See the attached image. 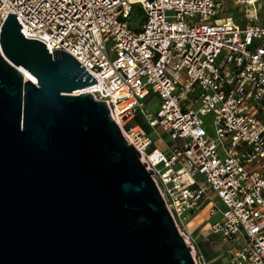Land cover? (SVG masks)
<instances>
[{"label":"built area","instance_id":"1","mask_svg":"<svg viewBox=\"0 0 264 264\" xmlns=\"http://www.w3.org/2000/svg\"><path fill=\"white\" fill-rule=\"evenodd\" d=\"M219 6L0 0V14L15 13L27 37L50 52L67 50L96 79L81 91L106 100L125 139L144 153L195 264H208L190 227L202 209L203 226L225 245L229 264H264V12L241 24L219 16ZM151 93L159 98L154 112L147 109ZM207 113L214 136L203 125ZM136 115L161 140L168 136L167 152Z\"/></svg>","mask_w":264,"mask_h":264},{"label":"water","instance_id":"2","mask_svg":"<svg viewBox=\"0 0 264 264\" xmlns=\"http://www.w3.org/2000/svg\"><path fill=\"white\" fill-rule=\"evenodd\" d=\"M21 26L0 22V264H195L144 153L76 91L96 79Z\"/></svg>","mask_w":264,"mask_h":264},{"label":"rangeland","instance_id":"3","mask_svg":"<svg viewBox=\"0 0 264 264\" xmlns=\"http://www.w3.org/2000/svg\"><path fill=\"white\" fill-rule=\"evenodd\" d=\"M219 2V16L221 17H228L231 18L233 20H235L238 23L244 24L248 21L251 20V18L253 20L256 19L255 17V12L258 16V18H260L264 12L263 6H262V1L263 0H255L254 2H249L248 0H217ZM137 18V17H136ZM2 20V16L0 14V22ZM137 20V21H135ZM134 21H132V26H136L139 22H140V17L139 19H135ZM147 102V109L150 112H154L159 105V98L156 94H149L147 96L146 99ZM141 118V120L144 122V124L148 127V130H151L150 134L152 135L153 139H154V145L155 146H159L162 147L164 152H167L168 149L165 146V142H167L168 136L164 135L163 140H161L159 138V136L156 134V131L152 130L146 123L144 117L139 116ZM203 118V125L207 131V133L210 136H214L215 135V130H214V125H213V115L212 113H207L205 115H202ZM159 132H162L160 128L157 129ZM207 216L206 211H200V213L198 214V216L196 218H193L190 225H197L200 222V226H193L194 228V234L198 232L199 227L201 228L203 226V222L202 219L205 218ZM218 216H216L217 218ZM200 239H204L205 242H207V247L203 248V250L205 251L207 258L209 259L208 264H214V262L216 261L215 258L219 255L221 256H225L224 254H220V250H221V245L220 242H217L216 240V235L212 232H210L209 229H203L200 230ZM215 236H214V235ZM197 239V238H196ZM199 246L201 247V244H199ZM202 249V247H201ZM227 257V256H226Z\"/></svg>","mask_w":264,"mask_h":264},{"label":"crops","instance_id":"4","mask_svg":"<svg viewBox=\"0 0 264 264\" xmlns=\"http://www.w3.org/2000/svg\"><path fill=\"white\" fill-rule=\"evenodd\" d=\"M203 210H205V209H202V210H200V211H203ZM200 211L193 217V218H196L197 216H198V214L200 213ZM192 218V219H193ZM207 216L205 217V218H203L202 219V221L201 222H203V225H204V223L207 221ZM192 219L190 220V223H191V221H192ZM193 226H200V222L197 224V225H190V227L194 230V228L195 227H193ZM205 230L206 229V225L205 226H202L201 228L199 227V230H198V232L197 233H195L194 235L196 236V238H197V241H198V243L200 244V240H202V241H204V239H200V233H201V231L200 230ZM193 233H194V231H193ZM214 235V234H213ZM215 236V235H214ZM216 237H217V235H216ZM217 240V242H220V245H221V250H220V254H224L225 252H224V248H225V245L218 239V237L216 238ZM202 250H203V248H202ZM204 251V250H203ZM204 253H205V251H204ZM205 255H206V253H205ZM225 255V254H224ZM206 258H207V255H206ZM208 259V258H207ZM215 260L216 261H218V263L217 264H229V262H228V260H227V257H226V255L225 256H221V255H219V256H217L216 258H215ZM215 261V262H216ZM208 262H209V259H208ZM214 262V263H215Z\"/></svg>","mask_w":264,"mask_h":264},{"label":"trees","instance_id":"5","mask_svg":"<svg viewBox=\"0 0 264 264\" xmlns=\"http://www.w3.org/2000/svg\"><path fill=\"white\" fill-rule=\"evenodd\" d=\"M134 120L140 122L142 124V126L145 128V130L149 131L148 130V127L144 124V122L141 120V118L139 117V115H136L134 117ZM200 244H201V247L202 248H206L207 247V242H205V241L200 240ZM217 263H218V261H216L214 264H217Z\"/></svg>","mask_w":264,"mask_h":264},{"label":"bare ground","instance_id":"6","mask_svg":"<svg viewBox=\"0 0 264 264\" xmlns=\"http://www.w3.org/2000/svg\"><path fill=\"white\" fill-rule=\"evenodd\" d=\"M249 2H254L255 0H248ZM24 74H25V76L26 77H28V78H31L33 81H35L36 79H35V77L34 76H32L30 73H28L27 71H24ZM89 88V86H82L81 88H79L78 90H76V91H81V90H83V89H88Z\"/></svg>","mask_w":264,"mask_h":264}]
</instances>
